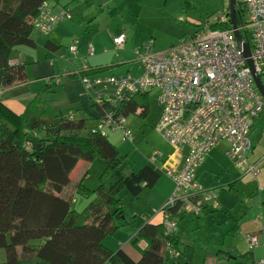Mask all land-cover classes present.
I'll return each mask as SVG.
<instances>
[{"label":"trees","instance_id":"obj_1","mask_svg":"<svg viewBox=\"0 0 264 264\" xmlns=\"http://www.w3.org/2000/svg\"><path fill=\"white\" fill-rule=\"evenodd\" d=\"M44 1L0 0V91L28 80L26 66L12 64L11 55L16 47H35L33 21ZM85 3L91 5L90 0ZM70 12L72 19L83 21L79 12ZM112 67H87L65 77L80 80ZM149 101V95H136L116 108L92 101L98 115L83 119L54 113L39 95L22 114L0 103V250L5 251V264H168L167 242L182 255L181 241L175 233L166 235L163 224L147 223L132 237L130 243L142 256L137 262L122 249L112 252L104 246V240L126 224L122 193L137 197L152 189L160 175L150 165L123 172L118 148L93 130L110 109L125 117H148ZM97 158L107 166L100 185L90 190L83 179L74 184L70 174L75 166ZM72 190L87 199L97 195L99 202L78 211ZM173 215L180 216L176 210ZM142 241L148 245L144 250L139 247Z\"/></svg>","mask_w":264,"mask_h":264},{"label":"built area","instance_id":"obj_2","mask_svg":"<svg viewBox=\"0 0 264 264\" xmlns=\"http://www.w3.org/2000/svg\"><path fill=\"white\" fill-rule=\"evenodd\" d=\"M50 1L42 3L40 14L33 21V30L42 35L72 19L69 9L54 10ZM235 1L240 16L237 30L249 42L256 74L264 84V0ZM202 24L201 30L180 38L167 50L154 51L153 41L146 45L143 53L137 50V61L142 68L139 76L130 74L131 71L116 75L103 72L80 79L91 101L106 102L113 108L136 95H156L161 114L154 129L173 148L172 156L183 159L181 168L168 166L164 170L174 184L171 197L160 210L166 235L177 232L174 210L177 215L199 217L205 210L219 209L217 190L204 187L197 180V171L221 142L229 144L227 156L236 167L246 169L244 175L256 178L261 171L257 163L249 162L253 151L249 133L256 117L264 113V97L255 86L247 59L238 48L229 10L219 13L215 24L208 20ZM229 24L228 28H211ZM112 40L116 49H122L127 35L121 33ZM87 48V54L94 55L93 45L88 44ZM77 49L71 45V55H75ZM113 131H119L123 141H133L127 117L110 109L93 132L107 136ZM31 135L35 137L37 133ZM184 150H187L185 155ZM161 157L160 152L154 151L150 164L155 166ZM254 223L258 231L244 235L250 252L264 247V217L258 216ZM166 252L173 257L180 255L169 242ZM256 264H264V257Z\"/></svg>","mask_w":264,"mask_h":264},{"label":"rangeland","instance_id":"obj_3","mask_svg":"<svg viewBox=\"0 0 264 264\" xmlns=\"http://www.w3.org/2000/svg\"><path fill=\"white\" fill-rule=\"evenodd\" d=\"M92 1L93 4L91 2L90 6L86 5V0H80V3L85 4L84 7L87 8L82 12L86 13L88 10L87 14H91L87 21L93 25V34L96 35L98 32L99 41L103 43V46L108 44L110 48L113 37L125 33L128 37L125 49L132 53L135 50L143 53L150 41L154 42V51L167 50L181 37L192 35L201 30L202 23L207 20L210 24H215L218 14L225 11L229 4L228 0ZM67 22L69 21L52 29L49 35L40 34V36L56 35L58 28H62L60 26ZM66 33L70 34L67 29ZM88 33V37L75 40L70 35L58 39L61 47L50 61L59 64L62 73H58L57 78H52V80L58 79L60 82L67 80L63 75L64 69H70L74 65L73 63L84 55V51L80 52L81 56L78 57L71 55L69 51L71 43L79 49L81 46L78 44L86 39L84 41H87L88 44L93 43L97 47L90 37L91 31ZM139 64L138 62L133 63L130 74L139 76L142 73ZM56 87L53 91L54 98L63 92L60 86ZM149 99L148 117L131 115L127 118V127L133 133L132 142L123 141L119 131H113L107 135L108 140L118 148L120 156L124 157L120 164V169L123 172L129 173L138 170L150 159L154 151L158 150L166 157H168V153H171V147L154 129L161 114V108L156 103V95L151 94ZM47 104L51 107L48 102ZM52 110L56 114L60 113V110L57 111L58 109L52 108ZM67 111L69 110H62L61 113H67ZM263 133L264 114L259 117L252 130L254 137L261 136ZM41 135L43 133L38 138ZM225 146H227L226 143H222L219 149H224ZM106 167L102 159L97 158L92 162L90 173L86 181L83 182L84 186L90 190L96 189L100 185V177ZM245 170L236 167L227 156H224L221 162L208 156L205 164L198 170L197 178L204 187H219L216 189L219 194V209L213 213L205 212L199 217L188 214L183 219L176 218L177 232L175 235L182 243L180 246L182 255L175 258L168 254V264H179L185 261H191L194 264H253V259L257 260L262 256L263 247L255 249L252 253L249 252L240 229L242 223L254 220L258 216L264 217V194H260L258 191L250 194L251 190L256 189V185L246 180ZM231 184L233 185L232 190L230 189ZM74 195L75 197L79 196L75 194V191ZM121 196L126 224L121 226L115 235L122 243H127L135 236V232L147 223L146 220H151L155 212L160 210L159 205L163 196L151 189L144 190L137 197L128 194L127 191H124ZM94 197L96 198L93 200L99 202L97 195ZM82 203L79 201L77 209L83 207ZM112 242L113 239L108 238L106 243L112 244ZM0 253L2 254L0 264H5V251L1 249Z\"/></svg>","mask_w":264,"mask_h":264},{"label":"crops","instance_id":"obj_4","mask_svg":"<svg viewBox=\"0 0 264 264\" xmlns=\"http://www.w3.org/2000/svg\"><path fill=\"white\" fill-rule=\"evenodd\" d=\"M90 1L93 4V1L92 0ZM50 2L54 10H57L61 7H66L70 11L75 10L76 12H79V15L82 14L83 16V21L70 19L69 22L60 26L62 28H58L56 35H51L48 37L40 36L38 32L34 31L32 32V40H34L35 47H30V46L16 47L14 51L12 52L10 61L14 65L22 64L26 66V73H27L28 80L26 81V83H21V84L8 87V88H4L3 90H1L0 91V103L8 107L14 113L22 114L25 111V108L29 104V102L35 96L39 95L42 99H45L51 105V108L56 109V110L58 109L57 111L60 110L59 112H61L62 110H69L65 114L74 113L75 119H83L89 116L97 117L98 114L96 113L95 109H93L91 106L92 101L89 98L91 96H89V94L87 93L85 87L81 83V80H78V79L68 80L67 79V80L60 82L58 81V79H56V81L55 80L51 81L52 78H55V77L57 78L56 75H58V73L60 74L62 73L60 71L59 64H56L50 61L53 57H55V54L61 47V43L58 41V39L65 38L67 35H70L72 36V38H74L73 40H75L77 38H83L87 36L89 34L88 32L91 31L90 37L97 46L95 47L93 43H90L93 45L95 52L93 53L94 55L89 56L88 54H86L87 46H88L87 41H84L86 39L81 41V43L78 44L81 47L77 49V53L75 55L74 54L72 55L74 57L81 56L80 52L82 51H84V55L78 58V60L73 63L74 65L70 69L65 68L63 75L77 73L81 70H84L85 67L86 68L87 67L101 68L105 66H114L112 67V69H109L107 71V73L113 74V75L129 72L132 70L133 63L138 62L137 57H136L137 50H135L134 53L130 52L129 50H126L125 49L126 44L124 48L116 49L113 44V41L110 43V48L108 47V44L103 46V43L99 41V33L97 32L96 35L93 34V25L90 21H87L91 17V14H87L88 10L86 13L82 12L86 10L87 8L84 7L85 4L83 5L80 3V0L78 1L62 0L59 3L58 2L56 3V0H51ZM66 29L70 34L66 33ZM44 36H47V35H44ZM127 41H128V37H127ZM48 43L52 44L53 47H48L47 46ZM71 45L72 43L70 44V47ZM54 47H56V49H54ZM40 54L42 57L39 56ZM56 86H60V89L63 90V92H61L62 94L60 95H56V98H54L53 91H55L54 87ZM263 114L256 117L254 121V125L249 133V137L253 144V148H252L253 151H251V153L249 154V162L254 163V164L257 163L260 166V170H261L260 174L257 175L256 178L250 174H247V176L245 175L246 180L248 182L251 181V183L256 185V189L251 190L250 194H253L255 191L256 192L258 191V193L260 194H264V133L263 135L261 136L258 135L257 137L253 136L254 133L252 134V130L255 124L257 123L259 117L262 116ZM120 135L122 139V134L120 133ZM222 143H226L227 146H225L224 149H219V146ZM228 149H229V144L226 141H223L215 149H213L208 156L210 158H213V157L216 158L217 162H221L224 156H227V152H229ZM172 153H173L172 148H171V153H168L169 154L168 157L164 156V154L161 152L162 157L159 159V161L157 162L155 166L150 164L149 159L147 162L141 165V167L145 165H150L160 175L158 182L151 189V190L156 191L157 193H160L163 196L162 197L163 200L161 204L159 205L160 210L165 205L164 203H166L168 199L171 197L173 190H174V184L169 177H166L164 170L166 168L168 169L169 168L168 166L173 167L175 169H179L181 168L180 165H182L183 163L182 158L176 159L174 156H172ZM185 154H187V150H184V155ZM205 161L202 164V166L205 164ZM90 166H91V163L89 162H85V161L79 162L70 174L71 181L74 184H77L83 179L85 182L88 174L90 173V170H89ZM141 167L139 168L141 169ZM197 180L200 182L198 178ZM210 188H213L215 190L219 189L218 186L210 187ZM230 189L231 190L233 189L232 184H231ZM73 194H74V190L71 191V195ZM94 196H92L90 199H87V198L79 197V196L75 197L74 195L73 196L74 201H75L74 207L77 209V205L79 201H81L83 202L82 203L83 207H80L77 210L78 211L82 210L88 205V203H90L91 201H94L93 199L96 198ZM160 210H158V212H155V215H153L151 220L147 219L146 220L147 223L154 224V225L162 224L163 215L161 214ZM205 212L213 213L214 211L205 210L204 213ZM183 217H186V215L185 214L180 215L177 218L183 219ZM258 228L259 227L255 226L254 220H249V221L242 223L240 229L242 231L244 240H245L244 235L246 233L257 232ZM137 232H135L134 235H136ZM108 238L113 239L112 244L106 243ZM108 238L104 240V246L108 248L110 251L115 252V251L122 249L130 258H132V260L137 262L141 259L142 256L139 250H137L130 243L131 241H128L127 243H122L118 238H116V235L108 237ZM146 244H147L146 242L142 241L139 243V247L142 250H144L148 247V245ZM260 247H263V246H259L258 248ZM253 251L251 252L249 251V252L252 253ZM1 255L2 254L0 253V260L2 258ZM263 255H264V252L262 256H260L257 260L263 257ZM257 260L253 259V264H256Z\"/></svg>","mask_w":264,"mask_h":264},{"label":"water","instance_id":"obj_5","mask_svg":"<svg viewBox=\"0 0 264 264\" xmlns=\"http://www.w3.org/2000/svg\"><path fill=\"white\" fill-rule=\"evenodd\" d=\"M228 9L229 10V16L232 28L235 30V39L238 44V48L242 50L244 57L247 59V63L252 71V74L254 76L255 80V86L258 88L261 95L264 97V84L260 80V77L256 74L253 60L251 59V47L249 42L246 40V38L237 30V21L240 20V16L237 14V9L235 8L236 1L235 0H228Z\"/></svg>","mask_w":264,"mask_h":264}]
</instances>
